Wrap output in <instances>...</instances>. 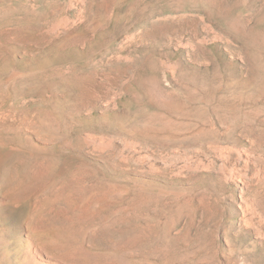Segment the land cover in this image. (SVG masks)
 I'll return each mask as SVG.
<instances>
[{
	"label": "rangeland",
	"instance_id": "obj_1",
	"mask_svg": "<svg viewBox=\"0 0 264 264\" xmlns=\"http://www.w3.org/2000/svg\"><path fill=\"white\" fill-rule=\"evenodd\" d=\"M0 264H264V0H0Z\"/></svg>",
	"mask_w": 264,
	"mask_h": 264
}]
</instances>
